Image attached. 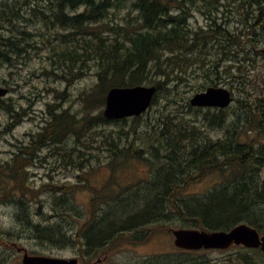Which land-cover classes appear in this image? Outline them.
I'll use <instances>...</instances> for the list:
<instances>
[{
  "label": "trees",
  "instance_id": "16d2710c",
  "mask_svg": "<svg viewBox=\"0 0 264 264\" xmlns=\"http://www.w3.org/2000/svg\"><path fill=\"white\" fill-rule=\"evenodd\" d=\"M24 1L25 8L17 14L10 7L0 13V62L16 66L39 55L43 71L63 73L69 85L91 70L97 76L80 94L81 112L49 103L46 125L19 144L4 166L7 171L1 170L3 179L10 180L0 187L2 199L22 201L25 196L17 199V193L43 190L57 195L55 209L62 219L56 224L33 222L28 206H21L17 218L30 228L31 237L41 244L70 243L80 256L91 258L108 245L116 249L123 240L136 243L128 233L140 230L141 241L174 228L229 230L242 222L264 233V99L257 96L261 87L251 82L257 79V57L264 55L259 50L264 43V0ZM196 14L204 18L203 24H192ZM140 84L157 86L151 107L165 101L153 121L149 110L122 119L104 115L101 108L111 87ZM222 85L233 92L236 108L234 102L225 108L193 106L187 97L191 90ZM11 105L6 104L10 113ZM110 123L118 127L106 131ZM143 123L149 128L145 133ZM215 129L222 136L212 137ZM50 152L74 170L105 166L110 177L101 187L81 175L76 183L36 186L29 168ZM132 159L147 161L149 179L122 186L117 171ZM215 172L222 180L213 188L188 192L193 183ZM80 190L90 194L87 210L69 206ZM1 236L0 246L14 249L9 247L14 243ZM235 246L246 252L229 262L255 264L253 252L264 257L260 249ZM203 251L210 250L176 247L142 264H216ZM9 257L0 253V264H9Z\"/></svg>",
  "mask_w": 264,
  "mask_h": 264
},
{
  "label": "rangeland",
  "instance_id": "374dc122",
  "mask_svg": "<svg viewBox=\"0 0 264 264\" xmlns=\"http://www.w3.org/2000/svg\"><path fill=\"white\" fill-rule=\"evenodd\" d=\"M12 0H8L10 2ZM204 18L200 14H196L192 18V24L198 26L203 24ZM35 28V26H33ZM5 33V32H4ZM264 43L259 47V50L263 52ZM258 63L259 67L255 72L257 79L251 82L258 84L261 88L258 91V95L261 100L264 99V55L259 54ZM250 73V72H249ZM248 73V74H249ZM67 74V73H66ZM97 80L95 70H91L88 74H83L81 77L76 78L70 85L69 80L63 76L60 72L59 75L51 73H45L43 71L42 59L38 55V58L32 57L25 63L21 61L16 66L8 62H0V86L7 87L9 94L4 98L5 102L0 103V187L7 185L10 180H4L1 170L5 171L4 166L8 161H11L14 151L17 150L18 145L28 142L32 135L37 134L46 125L49 119L47 108L48 104L57 102L60 110L69 109L74 113L81 112L82 105L80 94L88 91ZM250 80V78H247ZM248 84L249 81H246ZM225 86V85H222ZM229 88V86H225ZM251 89V87H249ZM195 91H189L187 97L190 98L195 94ZM236 96L240 95L239 90H235ZM164 99H161L159 104H154L149 110V120H154L160 113L161 103H164ZM11 103L10 113L7 110L6 104ZM238 103L235 101L233 108H236ZM105 106L101 108L104 111ZM98 110H94L97 112ZM11 115L17 116L13 118ZM146 116V115H145ZM118 125L115 123L107 124L104 129L111 131L116 129ZM144 133L149 128L143 123L140 128ZM210 134L214 138L222 136L221 130L210 131ZM101 134H97V141H99ZM264 135V131H263ZM146 141L150 142L152 138L148 135H144ZM264 142V140H262ZM98 147V144H97ZM47 153V149L42 152V155ZM51 154L42 160H37L29 168L30 181L36 186H41L43 183L57 182V183H76L79 181V176L87 178L90 184L101 187L105 181L110 177V170L105 166H95L86 170L78 171L72 169L69 164L64 162H58L52 158ZM147 161L132 159L126 167L117 171V180L122 186L130 184H137L143 180L149 179L150 170ZM150 168V167H149ZM7 171V170H6ZM264 178V166L261 172ZM222 180L220 172L209 174L205 179L193 183L188 192L202 193L213 188L217 182ZM17 199L22 196L24 200H11L9 197L1 198L0 195V236L6 240L12 241L14 244L9 247L14 249L4 250L3 246H0V253L5 255L9 254V264H22L23 251L16 249V242L18 246L26 248L29 253L39 255H54L73 257L80 256L77 248L70 243L57 244H41L38 239L31 237L28 229L24 228L17 215L21 216V206H28L27 210L32 214L33 222L40 225L56 224L62 216L59 211L55 209V202H57V195L53 192L43 190L35 194H21L17 193ZM90 194L87 190H80L75 193L69 203V206L75 207L77 210H87L89 208ZM86 221V217L82 219V222ZM23 222V221H22ZM150 229L152 228L149 225ZM143 230L138 233H129V238L135 236L136 243L132 247L128 245L126 241H121L115 252L111 255V264H136V261L142 263L144 258H148L151 255L161 254L166 252H174L176 245L174 243V234L172 231H159L151 237L147 243L142 244L140 238L143 235ZM10 235L15 239L8 238ZM8 246V245H7ZM243 247V246H242ZM245 248V247H244ZM232 246L227 250H210L203 251L201 254H205L210 257L216 264H247L240 262H229L234 258H238L246 252V249ZM253 260L255 264H264V257H261L257 253L253 252ZM264 256V255H263ZM98 254L92 256L84 264H91L97 261ZM13 261V262H12Z\"/></svg>",
  "mask_w": 264,
  "mask_h": 264
},
{
  "label": "water",
  "instance_id": "95a60500",
  "mask_svg": "<svg viewBox=\"0 0 264 264\" xmlns=\"http://www.w3.org/2000/svg\"><path fill=\"white\" fill-rule=\"evenodd\" d=\"M8 91L7 87L0 86V97ZM156 91V85L111 87L106 93L103 113L110 119L139 116L149 109ZM234 99L232 91L227 87L212 86L195 93L190 98V103L193 106L225 108L231 105ZM172 233L175 245L186 250H226L233 245H244L264 252V233L246 222L239 223L229 230L174 228ZM19 250L23 251L22 264H80L77 256L39 255L29 253L25 248Z\"/></svg>",
  "mask_w": 264,
  "mask_h": 264
},
{
  "label": "flooded vegetation",
  "instance_id": "af4514ba",
  "mask_svg": "<svg viewBox=\"0 0 264 264\" xmlns=\"http://www.w3.org/2000/svg\"><path fill=\"white\" fill-rule=\"evenodd\" d=\"M32 3H34V2L32 1ZM17 5H20V6H17ZM25 5L26 4H25L24 0H12L10 2H8V0H0V13H4L6 11V7H10V8H15V13L17 14L18 9L23 10L25 8ZM128 235H129V233H128ZM126 242L128 243V245L130 247H132L134 244L131 241H126ZM138 243H141V245H142V244H145L147 242L146 241H140ZM115 250L116 249H114L112 245L111 246L108 245V246L104 247L103 249H101L98 252L97 261L95 263H91V264H111L110 263L111 255L113 252H115ZM77 257L79 258L80 264H84V262H86L90 259V257H82L79 255ZM145 259H147V257L144 258V260ZM131 264H133V263H131ZM139 264H142V263H139Z\"/></svg>",
  "mask_w": 264,
  "mask_h": 264
},
{
  "label": "bare ground",
  "instance_id": "6f19581e",
  "mask_svg": "<svg viewBox=\"0 0 264 264\" xmlns=\"http://www.w3.org/2000/svg\"><path fill=\"white\" fill-rule=\"evenodd\" d=\"M81 13H82V12H81ZM210 147H211V146H210ZM210 147H209V148H210ZM209 148H208V151H209ZM212 149H213V148H212ZM213 150H214V149H213ZM203 152H206V151H201L202 154H203ZM210 152H211V151H210ZM243 152H244V151H243ZM208 153H209V152H207L206 154H208ZM240 153H241V152H240ZM246 153H247V152H246ZM206 154H205V155H206ZM242 154H243V153H242ZM244 155H245V153H244ZM244 155H243V156H244ZM249 155H250V154H249ZM249 155H247V156H249ZM196 156H197V155H196ZM196 156H195V158H193V159L196 160ZM200 156H201V155H200ZM245 156H246V155H245ZM198 157H199V156H198ZM202 157H203V156H202ZM200 158H201V157H200ZM209 158H211V157H209ZM249 158H250V157H249ZM197 159H198V158H197ZM190 160H191V159H190ZM192 161H193V160H192ZM189 162H190V161H189ZM195 162H196V161H195ZM195 162H194V163H195ZM185 163H186V162H185ZM190 163H191V162H190ZM187 164H188V163H187ZM187 164H185V165H187ZM247 164H248V163H247ZM185 165H184V166H185ZM189 165H190V164H189ZM239 165H240V164H239ZM250 165H251V163H250ZM253 165H255V164H253ZM191 166H192V165H191ZM243 167H244V166H243ZM246 167H247V165H246ZM246 167H245V168H246ZM252 168H253V167H252ZM257 168H258V167H257ZM236 170H238V169L236 168ZM240 170H242V168H241ZM246 170H247V169H246ZM253 170H254V169H253ZM192 171H193V170H192ZM244 171H245V170H244ZM254 171H255V170H254ZM188 173H189V172H188ZM240 173H241V172H240ZM244 173H245V172H244ZM247 173H248V172H247ZM192 174H193V173H192ZM199 175H200V174H199ZM197 177H199V176L197 175ZM183 178H184V177H183ZM194 178H196V177H193V179H194ZM176 179H177V178H176ZM190 179H191V178H190ZM190 179H189V177H188V181H189ZM193 179H192V180H193ZM180 181H181V180H180ZM177 182H178V181H177ZM186 182H187V181H186ZM185 184H186V183H185ZM240 185H241V184H240ZM175 187H176V186H175ZM181 187H184V186H181ZM173 188H174V187H173ZM215 188H216V187H215ZM166 189H167V188H166ZM176 189H177V187H176ZM168 191H169V190H168ZM174 191H175V189H174ZM173 193H174V192H173ZM173 193H171V194H173ZM158 194H159V193H158ZM158 194H157V195H158ZM169 194H170V193H169ZM172 196H173V195H172ZM174 196H175V194H174ZM217 196H218V195H217ZM172 198H173V197H172ZM171 200H172V199H171ZM239 200H240V199H239ZM175 202H176V201H175ZM253 202H254V201H253ZM176 203H177V202H176ZM221 204H222V203H221ZM161 205H162V204H161ZM207 205H209V204H207ZM175 206H176V205H175ZM155 207H156V206H155ZM156 208H157V207H156ZM177 208H178V207H177ZM178 209H179V208H178ZM162 211H163V210H162ZM183 211H184V210H183ZM237 217H238V216H237ZM148 220H149V219H148ZM165 225H166V224H165ZM162 226H163V225H162ZM162 228H164V227H162ZM230 229H231V228H230ZM76 232H77V231H76ZM165 232H166V231H165ZM77 234H78V233H77ZM109 234H110V233H109ZM2 239H3V238H2ZM3 241H4V240H3ZM1 242H2V241H1ZM93 244H94V243H93Z\"/></svg>",
  "mask_w": 264,
  "mask_h": 264
}]
</instances>
